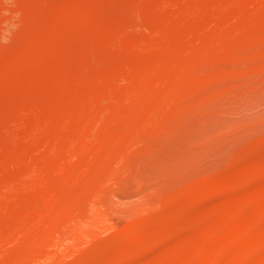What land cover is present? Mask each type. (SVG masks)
<instances>
[{
    "label": "rangeland",
    "instance_id": "obj_1",
    "mask_svg": "<svg viewBox=\"0 0 264 264\" xmlns=\"http://www.w3.org/2000/svg\"><path fill=\"white\" fill-rule=\"evenodd\" d=\"M68 1L71 2L0 0V186H5L6 182L9 185L8 189L5 187L2 190L4 192L7 189L5 197H0V228L4 225L6 229L3 228L2 231H9L7 229L17 226L18 224L13 225L14 222L10 223L14 218H11L12 216L19 222V225L12 229L13 233L10 232L13 238L11 235L4 239L0 237L2 264H104L105 261L102 262L107 259L106 255L113 257L114 254L111 253H117L116 247L120 248L119 245H122L120 241H126L128 249L130 245L135 247L136 244L139 248L144 243L142 248H150L147 255L137 256L136 262L133 256L134 261L131 259L130 254L129 260H132V264H220L222 259L227 260L222 264H236L240 259L245 261L240 264H264V250L261 248L264 247V165H261V161L264 163V152L263 155L259 154V150L256 154L258 149H264V0H173L171 3L165 0L168 5L164 0H97L96 3L94 0L88 1L89 4H86L87 1L82 2L83 6L80 5V9L84 7L83 12L85 10L94 15L90 17V21L86 19L84 22L72 21L66 17L64 8ZM18 11H21V14ZM208 16H212L213 21ZM181 27L183 30L179 33ZM114 28L117 30L114 31ZM33 30L38 34H34ZM72 33L77 36H70ZM76 37L83 41L78 40L79 44H71L72 38ZM48 38L51 39L53 48L50 49L51 47L46 45L50 51H47L48 47L45 46V43L50 41ZM36 39V42L41 41V48L46 47L48 56L39 55L35 58L36 61L31 59L28 62L30 58H24L26 61L11 63L14 54L20 52L24 45L36 44ZM143 39L146 43L137 47L138 42ZM176 43L177 45H174ZM158 44L164 51L163 55L156 49ZM81 48L82 51H78ZM51 51H54L51 59L45 58L46 63L43 60L41 62L42 57H50ZM172 60L173 62H170ZM9 63L10 66H7ZM91 65L97 66L90 69ZM127 67H132V70ZM111 69L113 71H110ZM139 80L145 81L141 83ZM140 89L142 92L138 91ZM8 96L14 97L11 102L5 101ZM3 102L6 106L2 105ZM32 115L34 118H31ZM154 129L156 131H153ZM158 129L162 131L159 132ZM52 130L57 133L54 134ZM47 133L48 136L56 135V138L53 135L48 137ZM59 133L63 136L59 137ZM40 134L42 136H39ZM52 136L54 140L51 139ZM41 139L47 140L41 142ZM73 151H76L75 154ZM249 156L251 159L258 158L260 165L257 164L258 167L256 165L255 168H250L247 163L244 165ZM20 166L23 167L24 174ZM248 169L257 170L258 172L253 173L257 176L250 174L255 170L250 172ZM230 174L233 183L227 180L231 179ZM234 176L240 177V181ZM11 189L14 190L11 192L13 194L10 193ZM35 191H38L39 195ZM223 192H229L227 195L232 196L234 194L231 208L227 206L229 203H226V206L220 203L212 208L209 202H204L205 196L200 197L202 194H218L220 197ZM203 203H207L205 207L210 209L205 211L208 220H203L205 223L200 220L202 224L196 225L198 217L195 219L191 215L199 211L200 207L204 208ZM11 204L12 207H9ZM180 206L184 207L187 213L181 212ZM21 208L23 209L20 210ZM19 214L21 219L18 218ZM194 215L196 216V213ZM44 217L46 223L42 220ZM207 221H213L218 228H206ZM3 233L5 232L0 233L1 236ZM181 235L183 238H180ZM150 238L154 239L149 240ZM156 238L158 242L168 243L170 247L173 243L175 245L168 247V251L162 254L161 250L164 251L166 244L161 248V242L157 245ZM139 242L141 245L137 246ZM124 243L123 248L126 246ZM257 246H260L257 249H260L261 253L252 254H258L259 260L251 254ZM128 249L127 251L131 252ZM127 251L125 249L124 253L127 254ZM183 253L187 255L185 260L181 258ZM124 256L125 260L129 261V254ZM8 257L12 262L9 259L6 262ZM117 257L115 256L116 261ZM121 263L124 264L123 261Z\"/></svg>",
    "mask_w": 264,
    "mask_h": 264
},
{
    "label": "bare ground",
    "instance_id": "obj_2",
    "mask_svg": "<svg viewBox=\"0 0 264 264\" xmlns=\"http://www.w3.org/2000/svg\"><path fill=\"white\" fill-rule=\"evenodd\" d=\"M86 1H87V2H88V1L94 2V0H77V1H73V2H72V0H71V2L68 1L69 3H66V4H65V8H64V10H66V12H65V13H66V17L71 18L72 21L75 20V21H82V22H84L86 19H87V20L89 19V21H90V19H91L94 15L91 14V13H89V12H87V11L85 12V10H84V12H83V8H84V7H81L82 9H80V5L83 6V5H82V2L85 3ZM100 1H103V0H100ZM107 1H108V0H107ZM131 1H132V0H131ZM155 1H156V0H155ZM164 1H165V0H164ZM166 1H167V0H166ZM166 1H165L164 3H166ZM170 1H173V0H168L167 2L169 3ZM179 1H180V0H179ZM200 1H201V0H200ZM239 1H240V0H239ZM96 2H97V0L95 1V3H96ZM181 2H182V1H181ZM15 3H16V2H15ZM22 3H23V2H22ZM84 3H83V4H84ZM164 3H163V4H164ZM170 3H171V2H170ZM178 3H180V2H178ZM224 3H225V2H224ZM230 3H231V2H230ZM11 4H13V3H11ZM86 4H89V2L86 3ZM98 4H99V3H98ZM119 4H120V3H119ZM155 4H156V3H155ZM172 4H173V3H172ZM199 4H200V3H199ZM228 4H229V3H228ZM137 5H138V4H137ZM158 5H159V4H158ZM166 5H168V4L166 3ZM185 5H186V4H185ZM248 5H249V4H248ZM256 5H257V4H256ZM14 6H15V5H14ZM22 6H23V5H22ZM132 6H133V5H132ZM134 6H135V5H134ZM134 6H133V7H134ZM151 6H152V5H151ZM233 6H235V5H233ZM249 6H250V5H249ZM11 7H12V6H11ZM124 7H125V5H124ZM135 7H136V6H135ZM137 7H139V6H137ZM164 7H165V6H164ZM181 7H182V6H181ZM231 7H232V6H231ZM247 7H248V6H247ZM12 8H13V7H12ZM129 8H130V7H129ZM131 8H132V7H131ZM150 8H151V7H150ZM176 8H177V7H176ZM228 8H229V7H228ZM2 9H4V8H2ZM7 9H8V8H7ZM14 9H15V8H14ZM14 9H13V10H14ZM17 9H18V8H17ZM100 9H101V8H100ZM137 9H138V8H137ZM161 9H163V7H162ZM0 10H1V9H0ZM10 10H11V9H10ZM13 10H12V11H13ZM20 10H21V9H20ZM64 10H63V11H64ZM81 10H82V11H81ZM91 10H92V9H91ZM132 10H135V9H132ZM60 11H62V10H60ZM60 11H59V12H60ZM118 11H119V10H118ZM130 11H131V10H130ZM0 12H1V11H0ZM4 12H5V11H4ZM15 12H16V11H15ZM18 12H19V11H18ZM20 12H21V11H20ZM20 12H19V13H20ZM136 12H137V11H136ZM166 12H167V11H166ZM173 12H174V11H173ZM229 12H230V11H229ZM231 12H232V11H231ZM1 13H2V12H1ZM16 13H17V12H16ZM62 13H63V12H62ZM124 13H125V12H124ZM129 13H130V12H129ZM138 13H139V12H138ZM164 13H165V12H164ZM235 13H236V12H235ZM11 14H13V13H11ZM20 14H21V13H20ZM118 14H119V13H118ZM139 14H140V13H139ZM139 14H138V15H139ZM170 14H171V13H170ZM16 15H17V14H16ZM16 15H15V16H16ZM50 15H51V14H50ZM63 15H64V14H63ZM161 15H162V14H161ZM10 16H11V15H10ZM13 16H14V15H13ZM17 16H18V15H17ZM20 16H21V15H20ZM99 16H101V13H100ZM126 16H127V15H126ZM128 16H129V15H128ZM186 16H187V15H186ZM18 17H19V16H18ZM90 17H91V18H90ZM161 17H162V16H161ZM210 17H211V18H210ZM210 17L208 16V18L211 19V20L213 21L212 16H210ZM233 17H234V16H233ZM245 17H246V16H245ZM14 18H15V17H14ZM58 18H59V17H58ZM69 18H67V19H69ZM120 18H121V17H120ZM120 18H119V19H120ZM129 18H130V17H129ZM213 18H214V17H213ZM224 18H225V17H224ZM251 18H252V17H251ZM40 19H41V18H40ZM40 19H39V20H40ZM102 19H103V18H102ZM132 19H133V18H132ZM135 19H136V18H135ZM142 19H143V18H142ZM144 19H145V18H144ZM153 19H154V17H153ZM209 19L206 18V20H209ZM228 19H229V18H228ZM248 19H249V18H248ZM54 20H56V19H54ZM87 20H86V21H87ZM92 20H93V19H92ZM96 20H98V19H96ZM129 20H130V19H129ZM163 20H164V18H163ZM172 20H173V19H172ZM197 20H198V19H197ZM37 21H38V20H37ZM37 21H36V22H37ZM62 21H63V20H62ZM67 21H68V20H67ZM143 21H145V20H143ZM156 21H157V20H156ZM64 22H65V21H64ZM82 22H81V23H82ZM136 22H137V20H136ZM138 22H140V21L138 20ZM145 22H146V21H145ZM184 22H185V21H184ZM214 22H215V19H214ZM225 22H226V21H225ZM38 23H39V22H38ZM38 23H37V24H38ZM75 23H76V22H75ZM78 23H79V22H78ZM140 23H141V22H140ZM149 23H150V22H149ZM257 23H258V22H257ZM260 23H261V22H260ZM260 23H259V24H260ZM45 24H46V23H45ZM92 24H93V23H92ZM135 24H137V23H135ZM135 24H134V25H135ZM163 24H164V23H163ZM199 24H200V23H199ZM202 24H203V23H202ZM259 24H258V25H259ZM46 25H47V24H46ZM53 25H54V24H53ZM82 25H83V24H82ZM88 25H89V24H88ZM93 25H94V24H93ZM114 25H115V23H113V26H114ZM128 25H129V24H128ZM134 25H133V26H134ZM154 25H155V24H154ZM258 25H257V26H258ZM34 26H36V25H34ZM37 26H39V25H37ZM85 26H86V25H85ZM124 26H125V25H124ZM139 26H140V25H139ZM42 27H43V26H42ZM95 27H96V26H95ZM95 27H94V28H95ZM111 27H112V26H111ZM175 27H176V26H175ZM185 27H186V26H185ZM196 27H197V26H196ZM229 27H230V26H229ZM40 28H41V27H40ZM49 28H50V27H49ZM67 28H68V27H67ZM75 28H76V27H75ZM116 28H118V26H117ZM116 28H114V31H115ZM236 28H237V27H236ZM32 29H34V28H32ZM35 29L37 30V28H35ZM96 29H97V28H96ZM109 29H110V26H109ZM136 29H139V28H136ZM142 29H143V28H142ZM186 29H188V28L186 27ZM194 29L196 30L195 27H194ZM61 30H62V29H61ZM110 30L113 31V29H110ZM116 30H117V29H116ZM123 30H125V29H123ZM134 30H135V29H134ZM147 30H148V29H147ZM166 30H167V29H166ZM177 30H178V32H179V29H177ZM181 30H183L182 27H181L180 31H181ZM218 30H219V29H218ZM33 31H34V30H33ZM54 31H55V30H54ZM62 31H63V30H62ZM66 31H67V30H66ZM76 31H77V30H76ZM87 31H88V30H87ZM92 31H93V30H92ZM92 31H91V33H92ZM126 31H127V30H126ZM128 31H129V30H128ZM140 31H141V30H140ZM143 31H144V29H143ZM168 31H169V30H168ZM36 32H37V31H36ZM117 32H119V31H117ZM122 32H124V31H122ZM122 32H120V33H122ZM132 32H133V31H132ZM174 32H175V31H174ZM178 32H177V33H178ZM55 33H56V32H55ZM64 33H65V31H64ZM64 33H63V34H64ZM107 33H108V32H107ZM114 33H115V32H114ZM114 33H113V34H114ZM141 33H142V32H141ZM143 33H144V32H143ZM177 33H176V34H177ZM179 33H182V31L179 32ZM179 33H178V34H179ZM183 33H184V32H183ZM187 33H188V32H187ZM34 34H38V33H35V31H34ZM53 34H54V33H53ZM72 34H73V35L70 34V36H77V35H75V33H72ZM99 34H100V33H99ZM104 34H105V33H104ZM115 34H116V33H115ZM115 34H114V35H115ZM144 34H145V33H144ZM144 34H143V35H144ZM194 34H195V33H194ZM40 35H41V34H40ZM51 35H52V34H51ZM97 35H98V34H97ZM101 35H102V34H101ZM116 35H117V34H116ZM130 35H131V33H130ZM150 35H151V34H150ZM154 35H155V34H154ZM171 35H172V34H171ZM210 35H211V34H210ZM221 35H222V34H221ZM35 36H36V35H35ZM64 36H65V35H64ZM66 36H67V35H66ZM119 36H120V35H119ZM138 36H139V35H138ZM172 36H173V35H172ZM84 37H85V36H84ZM87 37H88V36H87ZM114 37H115V36H114ZM155 37H157V35H156ZM169 37H170V36H169ZM177 37H178V36H177ZM185 37H186V36H185ZM202 37H203V36H202ZM241 37H243V36H241ZM31 38H32V37H31ZM35 38H37V37H35ZM51 38H52V37H51ZM76 38H78V39H76ZM76 38H72V42H73V43H71V44H74V43H76V42L79 44V41H83V40H80L79 37H76ZM82 38H83V37H82ZM129 38H130V37H129ZM178 38H179V37H178ZM182 38H184V37H182ZM214 38H215V37H214ZM233 38H234V37H233ZM28 39H29V38H28ZM48 39H50V38H48ZM70 39H71V37H70ZM85 39H86V38H85ZM122 39H123V38H122ZM130 39L132 40V38H130ZM136 39H137V38H136ZM136 39H135V40H136ZM144 39H145V38H144ZM144 39H143V40H140V41L138 42L137 47H138V46H141V45H143V44L146 43V40H144ZM165 39H166V38H165ZM168 39H169V38H168ZM201 39H202V38H201ZM217 39H218V38H217ZM78 40H79V41H78ZM86 40H87V39H86ZM106 40H107V39H106ZM138 40H139V39H138ZM138 40H137V41H138ZM158 40H159V39L157 38V41H158ZM162 40H163V39H162ZM196 40H197V39H196ZM36 41H37V39L34 41V42L36 43V44H34V45H33L32 43H30V45H29V44L24 45V48H23L20 52L14 54V55L12 56V61H11V63H13V62L15 63V62H19V61H22V62H23V61H26V60H23L24 58H30V59L27 60L28 62L31 61V59H33L34 61H36L37 59L35 60V58H38L39 55H42V56H43V55L47 54L46 51H45V48H46V47H48V48H46L47 51H50V49H53V48L51 47V39H50V41L48 40L49 42H48L47 44L45 43V46H46V45H49V46L51 47L50 49H49V46H46V47L43 46L44 48H43V47L41 48V46H40V42H41V41H40V42H39V41L36 42ZM96 41H97V39H96ZM122 41H123V40H122ZM132 41H133V40H132ZM176 41H177V40H176ZM176 41H175V42H176ZM28 42H30V40H29ZM46 42H47V41H46ZM117 42H118V41H117ZM119 42H120V41H119ZM133 42H134V41H133ZM151 42H152V39H151ZM165 42H169V41H165ZM172 42H173V40H172ZM198 42H199V41H198ZM208 42H209V41H208ZM38 43H39V44H38ZM57 43H58V42H57ZM80 43H82V42H80ZM113 43H114V42H113ZM216 43H217V42H216ZM230 43H231V42H230ZM31 44H32V45H31ZM78 44H77V45H78ZM89 44H90V43H89ZM96 44H97V43H96ZM102 44H103V43H102ZM128 44H129V43H128ZM154 44H155V43H154ZM172 44H173V43H172ZM182 44H183V43H182ZM20 45H21V44H20ZM55 45H56V44H55ZM64 45H65V44H64ZM74 45H75V44H74ZM123 45H124V44H123ZM146 45H147V44H146ZM155 45H156V44H155ZM159 45H160V44H158L157 47H158ZM170 45H171V44H170ZM174 45H177V43L174 44ZM178 45H180V44H178ZM202 45H203V43H202ZM17 46H18V45H17ZM52 46H53V45H52ZM87 46H88V45H87ZM97 46H98V45H97ZM97 46H96V47H97ZM102 46H103V45H102ZM102 46H100V47L102 48ZM124 46H125V45H124ZM126 46H127V45H126ZM182 46H183V45H182ZM56 47H57V45H56ZM89 47H90V46H89ZM98 47H99V46H98ZM98 47H97V49H98ZM119 47H120V46H119ZM127 47H128V46H127ZM132 47H133V46H132ZM154 47H156V46H154ZM157 47H156L157 51H159V52L162 54L164 51H163L161 48L158 47V48L161 50V51H160ZM160 47H161V46H160ZM188 47H189V46H188ZM206 47H207V45H206ZM69 48H70V47H69ZM183 48H184V47H183ZM203 48H205V47H203ZM208 48H209V47H208ZM58 49H59V48H58ZM65 49H66V48H65ZM71 49H72V48H71ZM90 49H91V48H90ZM121 49H123V48H120V50H121ZM140 49H141V48H140ZM168 49H170V48H168ZM185 49H186V48H185ZM211 49H212V48H211ZM102 50H103V49H102ZM120 50H119V51H120ZM125 50H126V48H125ZM17 51H19V50H17ZM55 51H56V50H55ZM78 51H82V48H81V50L79 49ZM83 51H84V50H83ZM93 51H95V50H93ZM97 51H98V50H97ZM126 51H127V50H126ZM128 51H129V50H128ZM167 51H168V50H167ZM185 51H186V50H185ZM205 51H206V50H205ZM70 52H71V51H70ZM140 52H141V51H140ZM159 52H157V53H159ZM182 52H183V51H182ZM208 52H209V51H208ZM219 52H220V51H219ZM52 53H54V51H51L50 57H46V56H48L49 54H47L46 56H44V58H43L42 56H40V58L42 57L43 59L41 58V60H40V59H39V60H40L41 62H43L45 58H47V60H48L49 58L51 59V57L53 56ZM61 53H62V52H61ZM61 53H60V54H61ZM98 53H100V52H98ZM102 53H103V52H102ZM160 53H159V55H161ZM166 53H167V52H166ZM172 53H173V52H172ZM225 53H226V52H225ZM96 54H97V53H96ZM103 54H105V53H103ZM121 54H122V51H121ZM124 54H126V53H124ZM138 54H141V53H138ZM170 54H171V53H170ZM202 54H203V53H202ZM205 54H207V53H205ZM209 54H210V53H209ZM222 54H223V52H222ZM236 54H237V53H236ZM84 55H85V53H84ZM86 55H87V53H86ZM90 55H91V54H90ZM101 55H102V54H100V56H101ZM162 55H163V54H162ZM162 55H161V56H162ZM211 55H212V54H211ZM233 55H234V53H233ZM80 56H81V55H80ZM131 56H132V55H131ZM149 56H150V54H149ZM174 56H175V55H174ZM209 56H210V55H209ZM217 56H218V55H217ZM81 57H82V56H81ZM90 57H91V56H90ZM93 57H94V55H93ZM119 57H120V55H119ZM125 57H126V56H125ZM127 57H128V56H127ZM136 57H137V56H136ZM162 57H163V56H162ZM162 57H161V58H162ZM169 57H170V56H169ZM224 57H225V56H224ZM82 58H83V57H82ZM103 58H104V57H103ZM128 58H129V57H128ZM144 58H145V57H144ZM144 58H143V59H144ZM171 58H172V57H171ZM178 58H179V57H178ZM204 58H205V57H204ZM213 58H214V57H213ZM85 59H86V58H85ZM89 59H90V58H89ZM134 59H135V58H134ZM146 59H147V58H146ZM192 59H193V58H192ZM42 60H43V61H42ZM105 60H106V59H105ZM135 60H136V59H135ZM137 60H138V59H137ZM148 60H149V59H148ZM173 60H174V58H173ZM173 60L170 61V62H173ZM194 60H195V59H194ZM210 60H211V59H210ZM210 60H209V61H210ZM57 61H58V60H57ZM83 61H84V59H83ZM116 61H119V60H116ZM121 61H122V60H121ZM126 61H127V60H126ZM142 61H143V60H142ZM142 61H141V62H142ZM174 61H175V60H174ZM183 61H184V60H183ZM38 62H39V61H38ZM44 62L46 63V61H44ZM48 62H49V61H48ZM51 62H52V61H51ZM68 62H70V61H68ZM68 62H67V63H68ZM72 62H73V61H72ZM75 62H76V61H75ZM79 62H80V61H79ZM97 62H98V61H97ZM99 62H100V60H99ZM130 62H131V61H130ZM170 62H169V63H170ZM11 63H9V65H7V66H10ZM122 63H123V62H122ZM52 64H53V63H52ZM93 64H94V63H93ZM100 64L102 65L101 62H100ZM104 64H105V63H104ZM104 64H103V65H104ZM123 64H124V63H123ZM127 64H128V63H127ZM130 64H132V63H130ZM145 64H146V63H145ZM161 64H162V63H161ZM171 64H172V63H171ZM171 64H170V65H171ZM23 65H24V64H23ZM70 65H71V64H70ZM78 65H79V64H78ZM97 65H98V64H97ZM97 65H96V66H97ZM137 65H138V64H137ZM159 65H160V64H159ZM196 65H197V64H196ZM208 65H209V64H208ZM59 66H60V65H59ZM96 66H95V67H96ZM119 66H120V65H119ZM128 66H129V65H128ZM140 66H141V65H140ZM179 66H180V65H179ZM183 66H184V65H183ZM227 66H228V65H227ZM12 67H13V66H12ZM79 67H80V66H79ZM81 67H82V66H81ZM92 67H94V66L91 65V66H90V69H91ZM95 67H94V68H95ZM105 67H106V66H105ZM120 67H121V66H120ZM123 67H124V66H123ZM164 67H165V66H163V68H164ZM180 67H182V66H180ZM229 67H230V66H229ZM70 68H71V67H70ZM85 68H86V67H85ZM110 68H111V67H110ZM112 68H113V67H112ZM114 68H116V67H114ZM118 68H119V67H118ZM127 68H129V67H127ZM130 68H132V67H130ZM130 68H129V69H130ZM145 68H146V67H145ZM163 68H162V70H163ZM171 68H172V67H171ZM195 68H196V67H195ZM57 69H59V68H57ZM72 69H73V68H72ZM90 69H89V70H90ZM96 69H98V68H96ZM103 69H104V68H103ZM124 69H125V68H124ZM168 69H169V68H168ZM69 70H71V69H69ZM126 70H127V69H126ZM130 70H132V69H130ZM130 70H129V71H130ZM171 70H172V69H171ZM14 71H15V70H14ZM61 71H62V70H61ZM73 71H75V70H73ZM90 71L92 72V70H90ZM97 71H99V70H97ZM110 71H113V70L111 69ZM118 71H119V70H118ZM178 71H179V70H178ZM52 72H53V71H52ZM150 72H151V71H150ZM155 72H156V71H155ZM162 72H163V71H162ZM181 72H182V71H181ZM212 72H213V71H212ZM54 73H55V71H54ZM82 73H83V72H82ZM89 73H90V72H89ZM95 73H97V72H95ZM100 73H101V72H100ZM100 73L98 72V74H100ZM103 73H104V72H103ZM63 74H64V73H63ZM76 74H77V73H76ZM90 74H91V73H90ZM105 74H106V72H105ZM109 74H110V73H109ZM115 74H116V73H115ZM147 74H148V73H147ZM154 74H155V73H154ZM154 74H153V75H154ZM161 74H162V73H161ZM19 75H20V74H19ZM55 75H56V74H55ZM77 75H78V74H77ZM77 75H76V76H77ZM79 75H81V74H79ZM139 75H140V74H139ZM151 75H152V73H151ZM159 75H160V73H159ZM102 76H104V75H102ZM124 76H125V74H124ZM142 76H143V75H142ZM145 76H148V75H145ZM145 76H143V77H145ZM210 76H211V75H210ZM55 77H57V76H55ZM84 77H85V76H84ZM93 77H94V76H93ZM134 77H135V76H134ZM156 77H157V76H156ZM160 77H161V76H160ZM76 78H77V77H76ZM107 78H108V77H107ZM135 78H137V77H135ZM152 78H153V77H152ZM162 78H163V77H162ZM20 79H21V78H20ZM22 79H23V78H22ZM27 79H28V78H27ZM57 79H58V78H57ZM77 79H78V78H77ZM81 79H82V77H81ZM84 79H85V78H84ZM86 79H87V78H86ZM96 79H97V78H96ZM154 79H156V78H154ZM30 80H31V79H30ZM72 80H73V79H72ZM99 80H100V79H99ZM123 80H124V79H123ZM96 81H97V80H96ZM103 81H104V80H103ZM107 81H108V80H107ZM132 81H133V80H132ZM143 81H145V80H142V81L139 80V82H141V83H143ZM153 81H154V80H153ZM181 81H182V80H181ZM57 82H58V81H57ZM67 82H68V81H67ZM84 82H85V81H84ZM87 82H89V81H87ZM91 82H92V81H91ZM99 82H100V81H99ZM105 82H106V81H105ZM122 82H123V81H122ZM127 82H128V81H127ZM171 82H172V81H171ZM10 83H11V82H10ZM22 83H23V81H22ZM55 83H56V82H55ZM62 83H63V82H62ZM125 83H126V82H125ZM133 83H135V82H133ZM147 83H148V82H147ZM160 83H161V82H160ZM60 84H61V83H60ZM80 84H82V83H80ZM83 84H84V83H83ZM91 84H92V83H91ZM98 84H100V83H98ZM165 84H166V83H165ZM187 84H188V83H187ZM196 84H197V83H196ZM30 85H31V84H30ZM61 85H62V84H61ZM96 85H97V84H96ZM108 85H109V84H108ZM121 85H122V84H121ZM81 86H82V85H81ZM98 86H99V85H98ZM100 86H101V85H100ZM102 86H103V85H102ZM114 86H115V85H114ZM130 86H131V84H130ZM147 86H148V85H147ZM153 86L155 87V85H153ZM157 86H158V85H157ZM10 87H11V86H10ZM25 87H26V85H25ZM46 87H47V86H46ZM88 87H89V86H88ZM96 87H97V86H96ZM125 87H126V85H125ZM135 87H136V86H135ZM148 87H149V86H148ZM159 87H160V86H159ZM41 88H42V87H41ZM57 88H58V87H57ZM61 88H62V86H61ZM63 88H64V86H63ZM84 88H85V87H84ZM103 88H104V87H103ZM105 88H106V87H105ZM109 88H110V87H109ZM116 88H117V87H116ZM141 88H142V87H141ZM9 89H11V88H9ZM58 89L60 90V88H58ZM88 89H89V88H88ZM97 89H98V88H97ZM170 89H171V88H170ZM173 89H174V88H173ZM177 89H178V88H177ZM102 90H103V89H102ZM125 90H126V89H125ZM131 90H132V89H131ZM133 90H134V89H133ZM146 90H147V89H146ZM160 90H161V89H160ZM167 90H168V89H167ZM171 90H172V89H171ZM96 91H97V90H96ZM104 91H105V90H104ZM110 91H111V89H110ZM112 91H113V90H112ZM138 91H139V92H140V91L142 92L141 89L138 90ZM8 92H9V90H8ZM57 92H58V91H57ZM61 92H62V91H61ZM76 92H77V91H76ZM82 92H84V91H82ZM88 92H89V91H88ZM90 92H91V91H90ZM129 92H130V91H129ZM147 92H148V91H147ZM166 92H167V91H166ZM181 92H182V91H181ZM3 93H4V95H5V94L7 93V91H6V93H5V92H3ZM54 93H55V92H54ZM74 93H75V92H74ZM105 93H106V92H105ZM105 93H104V94H105ZM109 93H110V92H109ZM114 93H115V92H114ZM119 93H120V92H119ZM119 93H118V94H119ZM151 93H152V92H151ZM8 94H9V93H8ZM101 94H102V92H101ZM125 94H126V93H125ZM133 94H134V93H133ZM141 94H142V93H141ZM170 94H171V93H170ZM175 94H176V93H175ZM178 94H179V93H178ZM178 94H177V95H178ZM57 95H58V94H57ZM59 95H60V93H59ZM70 95H71V94H70ZM90 95H91V94H90ZM122 95H123V94H122ZM182 95H184V94L182 93ZM2 96H3V94H2ZM5 96H7V95H5ZM86 96H87V95H86ZM94 96H95V95H94ZM117 96H120V95H117ZM145 96H146V95H145ZM161 96H162V95H161ZM10 97H11V96H8V98L6 97L5 101H6V100H8V101L10 100L9 102H11V101H12V98H14V97H12V98H10ZM81 97H82V96H81ZM9 98H10V99H9ZM66 98H67V97H66ZM94 98H95V97H94ZM103 98H104V97H103ZM103 98H102V99H103ZM176 98H177V97H176ZM180 98H181V97H180ZM180 98H179V99H180ZM72 99H73V98H72ZM105 99H106V98H105ZM120 99H121V98H120ZM120 99H119V100H120ZM179 99H178V101H180ZM88 100H89V99H88ZM100 100H101V99H100ZM100 100H99V101H100ZM107 100H108V99H107ZM143 100H144V99H143ZM143 100H142V101H143ZM148 100H150V99H148ZM155 100H156V99H155ZM158 100H159V99H158ZM183 100H184V99H183ZM8 101H7V102H8ZM13 101H14V99H13ZM63 101H64V100H63ZM69 101H70V100H69ZM71 101H72V100H71ZM77 101H78V100H77ZM97 101H98V99H97ZM97 101H96V102H97ZM146 101H147V100H146ZM67 102H68V101H67ZM67 102H66V103H67ZM88 102H89V101H88ZM107 102H108V101H107ZM128 102H130V100H129ZM19 103H21V102H19ZM81 103H83V102H81ZM154 103H155V102H154ZM167 103H168V101H167ZM10 104H11V103H10ZM25 104H26V103H25ZM64 104H65V103H64ZM69 104H70V103H69ZM99 104H100V103H99ZM124 104H126V103H124ZM131 104H132V103H131ZM141 104H142V103H141ZM156 104H157V103H156ZM2 105L4 106L5 103L3 102ZM60 105H61V104H60ZM73 105H74V104H73ZM126 105H127V104H126ZM180 105H181V104H180ZM5 106H6V105H5ZM21 106H22V103H21ZM69 106H70V105H69ZM124 106H125V105H124ZM127 106H128V105H127ZM147 106H148V105H147ZM154 106H155V105H154ZM178 106H179V105H178ZM178 106H177V107H178ZM11 107H12V106H11ZM11 107H10V108H11ZM101 107H102V106H101ZM106 107H107V105H106ZM108 107H110V106H108ZM117 107H118V106H117ZM125 107H126V106H125ZM133 107H134V106H133ZM144 107H145V106H144ZM148 107H149V106H148ZM79 108H81V107H79ZM82 108H84V106H83ZM135 108H136V107H135ZM140 108H141V107H140ZM63 109H64V107H63ZM63 109H62V110H63ZM74 109H75V108H74ZM90 109H91V108H90ZM137 109H138V108H137ZM156 109H157V108H156ZM177 109H178V108H177ZM10 110H11V109H10ZM37 110H38V109H37ZM56 110H58V108H57ZM87 110H88V113H89V112H90V111H89V107L87 108ZM87 110H86V111H87ZM96 110H97V109H96ZM100 110H101V109H100ZM141 110H143V109H141ZM141 110H140V112H141ZM147 110H148V109H147ZM149 110H150V109H149ZM154 110H155V109H154ZM158 110H159V108H158ZM32 111H33V110H32ZM98 111H99V110H98ZM103 111H105V110H103ZM135 111H136V110H135ZM135 111H131V112H135ZM7 112H8V110H7ZM34 112H35V111H34ZM57 112H58V116H59V111H57ZM60 112H62V111H60ZM69 112H70V111H69ZM83 112H84V111H83ZM136 112H137V111H136ZM54 113H56V112H54ZM65 113H66V111H65ZM71 113H72V112H71ZM77 113H78V112H77ZM141 113H144V112H141ZM148 113H149V112H148ZM151 113H152V112H151ZM25 114H26V113H25ZM66 114H67V113H66ZM128 114H129V113H128ZM157 114H158V113H157ZM157 114H156V115H157ZM6 115H7V114H6ZM9 115H10V114H9ZM34 115L36 116L35 113H34ZM55 115H56V114H55ZM55 115H54V116H55ZM61 115H62V114H61ZM74 115H75V114H74ZM129 115L131 116V114H129ZM138 115H139V114H138ZM141 115H142V114H141ZM149 115H150V114H149ZM63 116H64V115H63ZM86 116H88V115H86ZM90 116H91V115H90ZM99 116H100V115H99ZM139 116H140V115H139ZM1 117H2V116H1ZM3 117H4V116H3ZM5 117H6V116H5ZM23 117H26V116H23ZM42 117H43V116H42ZM92 117H93V115H92ZM96 117H97V116H96ZM96 117H95V118H96ZM135 117H136V116H135ZM158 117H159V116H158ZM7 118H9V117H7ZM11 118H13V117H11ZM31 118H34L33 115H32ZM55 118H56V116H55ZM81 118H82V117H81ZM84 118H86V117H84ZM105 118H107V117L105 116ZM128 118H129V117H128ZM153 118H155V117H153ZM15 119H16V118H15ZM28 119H29V118H28ZM59 119H60V118H59ZM79 119H80V118H79ZM87 119H88V118H87ZM157 119H158V118H157ZM160 119H161V117H160ZM4 120H5V119H4ZM30 120H31V119H30ZM30 120H29V121H30ZM35 120H37V119H35ZM42 120H43V119H42ZM96 120H97V119H96ZM104 120H105V119H104ZM128 120H129V119H128ZM128 120H127V121H128ZM138 120H139V119H138ZM149 120H150V119H149ZM43 121H44V120H43ZM77 121H78V120H77ZM80 121H81V119H80ZM82 121H83V120H82ZM101 121H102V120H101ZM156 121H157V120H156ZM9 122H11V121H9ZM33 122H34V121H33ZM36 122H37V121H36ZM53 122H54V121H53ZM57 122H58V121H57ZM75 122H76V121H75ZM97 122H98V120H97ZM104 122H105V121H104ZM145 122H146V121H145ZM43 123H44V122H43ZM80 123H82V122H80ZM143 123H144V122H143ZM165 123H166V122H165ZM15 124H16V123H15ZM45 124H46V123H45ZM56 124H57V123H56ZM158 124H159V123H158ZM69 125H70V124H69ZM103 125H105V124H103ZM27 126H28V125H27ZM57 126H58V124H57ZM60 126H61V125H60ZM109 126H110V125H109ZM43 127H44V125L42 124V127H41V128H43ZM49 127H50V125H49ZM54 127H55V126H54ZM66 127H67V126H66ZM102 127H103V126H102ZM128 127H130V126H128ZM157 127H158V126H157ZM69 128H70V127H69ZM13 129H14V128H13ZM28 129L30 130V128H28ZM78 129H79V128H78ZM91 129H92V128H91ZM96 129H97V128H96ZM106 129H107V128H106ZM163 129H164V128H163ZM11 130H12V129H11ZM31 130H33V128H31ZM31 130H30V131H31ZM40 130H41V129H40ZM54 130H55V129H54ZM57 130H58V129H57ZM92 130H93V129H92ZM128 130H129V129H128ZM158 130H160V129H158ZM34 131H36V130H34ZM44 131H45V129H44ZM50 131H51V129H50ZM67 131H68V130H67ZM90 131H91V130H90ZM102 131H103V130H102ZM108 131H109V130H108ZM111 131H112V129H111ZM153 131H156V130L154 129ZM161 131H162V130H160L159 132H161ZM163 131H164V130H163ZM168 131H169V130H168ZM39 132H40V131H39ZM39 132H37V133H39ZM45 132H46V131H45ZM52 132H53V130H52ZM55 132H56V131H55ZM55 132H53V133L55 134ZM59 132H61V131L59 130ZM71 132H73V131H71ZM35 133H36V132H35ZM37 133H36V134H37ZM56 133H57V132H56ZM83 133H85V131H83ZM105 133H106V132H105ZM150 133H151V132H150ZM89 134H90V133H89ZM153 134H155V133L153 132ZM8 135H9V134H8ZM20 135H21V134H20ZM51 135H53V134H50V135L48 136V133H47V136H48V137H50ZM59 135H60V133H59ZM61 135H62V134H61ZM61 135H60L59 137H61ZM64 135H65V134H64ZM66 135H67V134H66ZM91 135H92V134H91ZM125 135H126V134H125ZM132 135H133V134H132ZM135 135H136V134H135ZM39 136H42V135L40 134ZM39 136H38V137H39ZM43 136H44V134H43ZM53 136H54V135H53ZM53 136L51 137V139L53 138ZM62 136H63V135H62ZM70 136H71V135H70ZM81 136H82V135H81ZM10 137H11V135H10ZM12 137H13V136H12ZM74 137H75V136H74ZM16 138H17V137H16ZM41 138H42V137H41ZM54 138H56V135L54 136ZM54 138H53V140H54ZM80 138H81V137H80ZM131 138H132V137H131ZM11 139H12V138H11ZM49 139H50V138H49ZM58 139H59V138H58ZM76 139H77V138H76ZM109 139H110V138H109ZM13 140H14V138H13ZM34 140H35V139H34ZM45 140H47V139H41V142H43V141L45 142ZM67 140H68V139H67ZM110 140H111V139H110ZM113 140H114V138H113ZM10 141H11V140H10ZM14 141H15V140H14ZM32 141H33V140H32ZM49 141H50V140H49ZM64 141H65V140H64ZM81 141H82V140H81ZM85 141H86V140H85ZM135 141H136V140H135ZM35 142H36V140H35ZM35 142L33 141V143H35ZM57 142H58V141H57ZM66 142H67V141H66ZM71 142H74V141H71ZM79 142H80V140H79ZM107 142H108V141H107ZM111 142H112V141H111ZM13 143H14V142H13ZM18 143H19V142H18ZM30 143H31V141H30ZM33 143H32V144H33ZM58 143H59V142H58ZM105 143H106V142H105ZM118 143H119V142H118ZM1 144H2V142H1ZM3 144H4V143H3ZM10 144H12V143H10ZM15 144H17V143H15ZM19 144H20V143H19ZM37 144H38V143H37ZM37 144H36V145H37ZM52 144H53V143H52ZM62 144H63V143H62ZM64 144H65V143H64ZM68 144H69V143H68ZM79 144H80V143H79ZM95 144H96V143H95ZM99 144H100V143H99ZM106 144H108V143H106ZM33 145H34V144H33ZM57 145H58V144H57ZM260 145H261V144H260ZM7 146H9V145H7ZM18 146H19V145H18ZM34 146H35V145H34ZM34 146H32V147H34ZM72 146H73V145H72ZM87 146H89V145H87ZM104 146H105V145H104ZM261 146H262V145H261ZM3 147H5V146H3ZM15 147H16V146H15ZM20 147H21V146H20ZM44 147H45V146H44ZM51 147H52V146H51ZM53 147H54V146H53ZM55 147H56V146H55ZM258 147H259V146H258ZM5 148H6V147H5ZM8 148H9V147H8ZM13 148H14V147H13ZM30 148H31V147H30ZM41 148H42V147H41ZM67 148L71 149L70 146H69V147L67 146ZM72 148H74V147H72ZM79 148L81 149V146H80ZM1 149H2V148H1ZM11 149H12V148H11ZM60 149H61V148H60ZM80 149H78V150H80ZM101 149H102V148H101ZM20 150H21V149H20ZM73 150H74V149H73ZM259 150H260V153H259V154H261L262 152H264V149L260 148V149H258L257 153H256V152H255V153L258 154ZM261 150H262V151H261ZM10 151H11V150H10ZM13 151H15V149H14ZM241 151H243V150H241ZM252 151H253V150H252ZM252 151H249V152H252ZM7 152H9V151H7ZM23 152H24V151H23ZM23 152H22V153H23ZM66 152H67V151H66ZM69 152H70V151H69ZM73 152H74V151H73ZM75 152H76V151H75ZM75 152H74V154H75ZM1 153H2V151H1ZM15 153H16V152H14V154H15ZM22 153H21V154H22ZM67 153H68V152H67ZM255 153H254L253 155H251V156L253 157V156L255 155ZM3 154H4V152H3ZM18 154H19V153H18ZM21 154H20V155H21ZM59 154H60V153H59ZM59 154H58V155H59ZM20 155L18 156V158H20ZM22 155H23V154H22ZM78 155H79V154H78ZM243 155H244V154H243ZM262 155H263V153H262ZM16 156H17V155H16ZM23 156H24V155H23ZM23 156H21V157H23ZM53 156H55V155H53ZM59 156H63V154H62V155H59ZM246 156H247V155H246ZM9 157H10V156H9ZM25 157H26V156H25ZM56 157H58V156H56ZM73 157H74V156H73ZM249 157H250V156H249ZM256 157H258V156H255V158H256ZM259 157H260V156H259ZM12 158H13V157H12ZM12 158H11V159H12ZM16 158H17V157H16ZM18 158H17V159H18ZM27 158H28V156H27ZM30 158H31V157H30ZM58 158H59V157H58ZM60 158H61V157H60ZM66 158H67V155H66ZM261 158H262V157H261ZM263 158H264V155H263ZM14 159H15V158H14ZM24 159H25V158H24ZM234 159H235V157H234ZM247 159H249V160H247ZM247 159H245L246 161H244V165H245V163H247V165H249L250 168H251V167H252V168H255L256 165L260 162L258 158H257V159H251V157H250V158L247 157ZM21 160H22V159H21ZM34 160H35V159H34ZM46 160H47V159H46ZM57 160H58V159H57ZM57 160H55V161H57ZM262 160H264V159H262ZM14 161H16V159H15ZM47 161H49V160H47ZM55 161H54V163H56ZM3 162H4V161H3ZM35 162H36V161H35ZM158 162H159V161H158ZM232 162H234V161L232 160ZM232 162H231L229 165H231ZM18 163H20V162L18 161ZM37 163H39V162H37ZM11 164H12V163H11ZM16 164H17V162H16ZM56 164H57V163H56ZM2 165H3V164H2ZM41 165H42V164H41ZM247 165H246V166H247ZM258 165H260V164H258ZM258 165H257V167H258ZM261 165H264V163H262V161H261ZM7 166H8V165H7ZM32 166H33V165H32ZM45 166H46V165H45ZM49 166H50V165H49ZM49 166H48V167H49ZM65 166H66V165H65ZM65 166H64V167H65ZM226 166H227V165H226ZM20 167H21V166H20ZM58 167H59V165H58ZM70 167H71V166H70ZM244 167H245V166H244ZM249 167H247V168H249ZM260 167H261V166H259V168H260ZM18 168H19V167H18ZM24 168H25V167H24ZM27 168H28V167H27ZM34 168H35V167H34ZM34 168H33V169H34ZM50 168H51V167H50ZM53 168H54V166H53ZM225 168H226V167H225ZM225 168H224V169H225ZM245 168H246V167H245ZM259 168H258V169H259ZM30 169H31V168H29V170H30ZM37 169H38V167H37ZM43 169H44V168H43ZM54 169H55V168H54ZM60 169H61V168H60ZM69 169H70V168H69ZM224 169H222V171H224ZM256 169H257V168H256ZM15 170H16V169H15ZM17 170H18V169H17ZM20 170H22V172H23V174H24L23 167H21ZM35 170H36V169H35ZM39 170H40V169H39ZM41 170H42V169H41ZM45 170H46V169H45ZM57 170H58V169H57ZM64 170H65V169H64ZM67 170H68V169H67ZM248 170H249V169H248ZM250 170L253 171V170H255V169H250ZM250 170H249V171H250ZM30 171H31V170H30ZM37 171H38V170H37ZM62 171H63V170H62ZM251 171H250V172H251ZM18 172H19V171H18ZM35 172H36V171H35ZM59 172H60V171H59ZM68 172H69V171H68ZM226 172L228 173V171H226ZM255 172H258V171L255 170L254 172H251L250 174H251L252 176H253V175H256V174H253V173H255ZM16 173H17V172H16ZM37 173H38V172H37ZM56 173H58V172H56ZM219 173H221V171H220ZM224 173H225V171H224ZM52 174H53V173H52ZM75 174H76V173H74V175H75ZM250 174H249V176H251ZM7 175H8V174H7ZM18 175L20 176V174H18ZM77 175H78V174H77ZM228 175H229V174H228ZM230 175H231V174H230ZM9 176H10V175H9ZM11 176H14V175H11ZM15 176H16V175H15ZM21 176H22V175H21ZM21 176H20V177H21ZM24 176H25V175H24ZM43 176H44V175H43ZM43 176H42V177H43ZM47 176H49V175H47ZM55 176H56V175H55ZM57 176H58V175H57ZM72 176H73V175H72ZM240 176H241V175H240ZM256 176H257V175H256ZM0 177H1V176H0ZM35 177H36V176H35ZM53 177H54V176H53ZM65 177H66V176H65ZM77 177H78V176H77ZM77 177H76V178H77ZM234 177H237V176H234ZM1 178H2V177H1ZM8 178H9V177H8ZM228 178H229V177H228ZM237 178H238V177H237ZM237 178H235V179L237 180ZM239 178H240V177H239ZM239 178H238V182L240 181ZM5 179H6V177H5ZM17 179H19V178H17ZM33 179H34V178H33ZM38 179H39V178H38ZM50 179H51V177H50ZM231 179H232V175H231ZM231 179L229 178V179H227V180H228V182L231 183V181H232V183H233V179H232V180H231ZM2 180H4V179H2ZM39 180H40V179H39ZM42 180H43V179H41V181H42ZM89 180H90V179H89ZM202 180H203V179H202ZM204 180H205V179H204ZM0 181H1V179H0ZM69 181H71V180H69ZM2 182H3V181H2ZM13 182H14V181H13ZM25 182H26V181H25ZM33 182H34V181H33ZM46 182H47V181H46ZM46 182H45V183H46ZM49 182H50V181H49ZM236 182H237V181H236ZM27 183H28V182H27ZM29 183H30V182H29ZM41 183H42V182H41ZM41 183H40V185H41ZM56 183H57V182H56ZM65 183H68V182H65ZM69 183H70V182H69ZM200 183H201V180H200ZM206 183H207V182H206ZM230 183H229V184H230ZM234 183H235V181H234ZM254 183H255V182H254ZM2 184H3V183H2ZM38 184H39V182H38ZM201 184H202V183H201ZM240 184H241V183H240ZM4 185H5V186H2V185H1L2 187L0 186V192H2V193L0 194V197H5V195H6L5 192H6V190L8 189V186H9L7 182H6V184L4 183ZM7 185H8V186H7ZM25 185H26V184H25ZM56 185L58 186V184H56ZM56 185H54V186H56ZM197 185H198V183H197ZM16 186H17V185H16ZM16 186H15V187H16ZM42 186H43V183H42ZM61 186H62V185H61ZM74 186H75V185H74ZM200 186H201V185H200ZM208 186H210V185H208ZM208 186H207V187H208ZM231 186H232V189H233V184H232ZM234 186H235V184H234ZM236 186H237V185H236ZM5 187H6L7 189H5V191L3 192L2 190H3V188H5ZM10 187H11V185H10ZM35 187H36V185H35ZM38 187H39V186H38ZM44 187H45V186H44ZM62 187H63V186H62ZM192 187H193V186H192ZM52 188H53V187H52ZM60 188H61V187H60ZM237 188H238V187H237ZM253 188H254V187H253ZM12 189H13V187H12ZM12 189H11V190H12ZM53 189H54V188H53ZM53 189H50V190H53ZM73 189H74V187H73ZM205 189H206V188H205ZM207 189H208V188H207ZM241 189H242V188H240V190H241ZM36 190H37V188H36ZM56 190H58V189L56 188ZM59 190H60V189H59ZM67 190H68V189H67ZM187 190H188V189H187ZM237 190H238V189H236V191H237ZM9 191H10V190H9ZM9 191H8V192H9ZM13 191H14V190L10 191V193L13 192ZM38 191H39V193H40V190H39V189H38ZM38 191H37V192L35 191V193H37V195H39V194H38ZM46 191H47V190H46ZM72 191H73V190H72ZM76 191H77V190H76ZM184 191H185V190H184ZM184 191H183V192H184ZM17 192H18V191H17ZM19 192H21V191H19ZM23 192H24V191H23ZM63 192H64V191H63ZM66 192H67V191H66ZM82 192H83V191H82ZM187 192H188V191H187ZM190 192H191V191H190ZM230 192H232V191H230ZM4 193H5V194H4ZM42 193H43V190H42ZM205 193H206V192H205ZM207 193H209V192H207ZM227 193L229 194V192H227ZM227 193H224V192H223V193H222L223 196H221V194H220V197H218V196H219L218 194H215V195H214V194H211V195H209V194H202V196H200V197L203 198V197L205 196V197L203 198L204 202H209L208 204L212 205V206H211L212 208H213V206L219 205L220 203H224L223 206H226L225 204H226V203H227V204L229 203L227 206H228V207L230 206L229 208H231V207H232L231 205L233 204L232 201L234 200V199H233V198H234V197H233L234 194H233V196H232V195H227ZM234 193H235V192H234ZM7 194H9V193H7ZM11 194H13V193H11ZM15 194H18V193H15ZM40 194H41V193H40ZM44 194H45V193H44ZM66 194H67V193H65V195H66ZM71 194H72V193H71ZM189 194H190V193H189ZM224 194H226V195L224 196ZM34 195H35V197H36V194H34ZM69 195H70V193H69ZM182 195H183V194H182ZM206 195H209L210 197H209V196L207 197ZM10 196H11V195H10ZM15 196H16V195H15ZM19 196H20V194H19ZM42 196H43V195H42ZM63 196H64V194H63ZM74 196H75V194H74ZM183 196H185V195H183ZM216 196H217V197H216ZM6 197H8V196H6ZM12 197H13V196H12ZM23 197H24V196H23ZM59 197H60V195H59ZM70 197H71V196H70ZM200 197H199V198H200ZM8 198H9V197H8ZM10 198H11V197H10ZM26 198L28 199V197H26ZM26 198H25V199H26ZM72 198H73V197H72ZM2 199H3V198H2ZM12 199H13V198H12ZM12 199H11V200H12ZM16 199H18L17 196H16ZM29 199H31V197H30ZM32 199H34V198H32ZM181 199H182V198H181ZM4 200H5V199H4ZM6 200H7V199H6ZM6 200H5V201H6ZM8 200H9V199H8ZM11 200H10V201H11ZM23 200H24V199H23ZM43 200H44V199H43ZM175 200H176V199H175ZM10 201H8V202H10ZM17 201H18V200H17ZM49 201H50V200H49ZM11 202H12V201H11ZM20 202H22L21 199H20ZM33 202H34V201H33ZM35 202H36V201H35ZM45 202H46V201H45ZM231 202H232V204H231ZM12 203H13V202H12ZM23 203H25V202H23ZM46 203H47V202H46ZM51 203H52V202H51ZM51 203H50V204H51ZM59 203H60V202H59ZM187 203H188V202H187ZM1 204H2V203H1ZM6 204H7V203H6ZM6 204H4V205H6ZM43 204H44V203H43ZM43 204H42V205H43ZM182 204H183V203H182ZM203 204H204V203H203ZM208 204L206 203V205H208ZM214 204H215V205H214ZM12 205H13V204H11V206H9V207H12ZM17 205H18V204H17ZM17 205H16V206H17ZM19 205H20V204H19ZM22 205H23V204H22ZM206 205L204 204V206H203L204 208L200 207L199 211L195 212V213H196V216L194 215L195 213H192L191 216H194L193 218H195V217L197 218V217H198L197 220H196V225H199L200 223L202 224V222L205 223L203 220H208V218H207L208 214L206 213V214H207V216H206V215H205V211L208 212V210H206V209H209V207L207 206V208H206V207H205ZM210 205H209V206H210ZM0 206H1V205H0ZM24 206H25V205H23V207H24ZM35 206H36V205H35ZM52 206H53V205H52ZM67 206H68V205H67ZM166 206H167V205H166ZM200 206H201V205H200ZM221 206H222V205H221ZM48 207H49V206H48ZM64 207H65V206H64ZM198 207H199V206H198ZM211 207H210V208H211ZM219 207H220V206H219ZM219 207L217 206V208H219ZM7 208H8V206H7ZM26 208H27V207H26ZM37 208H38V207H37ZM176 208H177V207H176ZM176 208H175V209H176ZM201 208H202L203 210H202ZM214 208H215V207H214ZM0 209H1V208H0ZM5 209H6V207H5ZM8 209H9V208H8ZM8 209H7V210H8ZM13 209H14V208H13ZM13 209H12V210H13ZM18 209H19V208H18ZM22 209H23V208H21L20 210H22ZM35 209H36V208H35ZM40 209H41V207H40ZM67 209H68V208H67ZM179 209H180L181 212H183V213L186 212V213H187V211H186V209H185L184 207L180 206ZM179 209H178V210H179ZM196 209H197V208H196ZM29 210H30V209H29ZM53 210H54V209H53ZM55 210H56V208H55ZM68 210H69V209H68ZM209 210H210V209H209ZM5 211H6V210H5ZM5 211H4V212H5ZM14 211H15V210H14ZM16 211H17V209H16ZM16 211H15V213H16ZM37 211H38V210H37ZM39 211H41V210H39ZM43 211H44V209H43ZM66 211H67V210H66ZM176 211H177V210H176ZM4 212H3V213H4ZM18 212H19V211H18ZM45 212H46V211H45ZM45 212H44V213H45ZM62 212H63V211H62ZM188 212H189V211H188ZM3 213H2V214H3ZM8 213H10V212H8ZM13 213H14V212H13ZM21 213L23 214V212H21ZM203 213H204V216H205L206 219H205V218L203 219V217H204V216H203ZM22 214H21V215H22ZM181 214H182V213H181ZM181 214H179V215L181 216ZM252 214H253V213H252ZM14 215H15V214H14ZM17 215H18V214L16 213V216H17ZM30 215H32V214H30ZM41 215H42V214H41ZM43 215H44V214H43ZM50 215H51V214H50ZM5 216H6V214H5ZM36 216H37V215H36ZM13 217L16 218L15 216H12L11 218H13ZM42 217H43V216H42ZM46 217H47V216H46ZM48 217H49V216H48ZM183 217H184V216H183ZM185 217H186V215H185ZM201 217H202V219H200ZM14 218H13V221H11L10 219H8V220H10V223H13V222H14L13 225H14V224H18V225H19V222H18V221L16 222V221L14 220ZM18 218L21 219L20 214H19V217H18ZM26 218H27V217H26ZM186 218H188V217H186ZM189 218H190V217H189ZM189 218H188V219H189ZM196 218H195V219H196ZM24 219H25V218H24ZM29 219H30V218H29ZM33 219H34V218H33ZM41 219H42V218H40V221H41ZM47 219H49V218H46V220H47ZM51 219H52V218H51ZM56 219H57V218H56ZM56 219H55V220H56ZM190 219H191V221L193 220L192 218H190ZM16 220H18V219H16ZM42 220H43V222H45V217H44V219H42ZM200 220H201L202 222H200ZM210 220H211V219H210ZM3 221H4V219H3ZM22 221H23V220H22ZM30 221H31V220H30ZM33 221H34V220H33ZM194 221H195V220H194ZM7 222H9V221H7ZM189 222H190V221H189ZM28 223H29V222H28ZM45 223H46V222H45ZM51 223H52V222H51ZM61 223H62V222H61ZM64 223H65V222H64ZM67 223H68V222H67ZM206 223H207V226L204 225L206 228H207V227H208L209 229H210V228H211V229H213V228H214V229H217V228H218V225H217L216 223H213V221H212V222H211V221H207ZM5 224H6V223H5ZM201 224H200V225H201ZM8 225H9V224H8ZM13 225H12V226L9 225V226H11V228H12ZM18 225H17V226H18ZM22 225H23V224H22ZM24 225H25V224H24ZM30 225L32 226L31 223H30ZM166 225H167V224H166ZM190 225H192V223H191ZM3 226H4V225H3ZM3 226H1L2 228H0V230H1L0 233H1V234H2V232H5V233H3L2 236H1V234H0L1 239H4L6 236H7V237H10V235H11L10 232L13 233V230H12V229H14V228L17 227L16 225H14V227H13L12 229H7V230H9V231H2L3 228L6 229V227H5V226L3 227ZM50 226H52V225H50ZM194 226H195V225L193 224V227H194ZM202 226H203V225H202ZM246 226H247V225H246ZM21 227H23V226H21ZM53 227H54V226H53ZM53 227H52V228H53ZM196 227H197V226H196ZM19 228H20V227H19ZM41 228H42V227H41ZM56 228H57V227H55V229H56ZM248 228H249V227H248ZM22 229H23V228H21V230H22ZM39 230H40V229H39ZM186 230H187V229H186ZM148 231H149V230H148ZM6 232H9V233L7 234ZM16 232H17V231H16ZM33 232H34V231H33ZM46 232H48V231H46ZM185 232H186V231H185ZM187 232H188V231H187ZM187 232H186V233H187ZM30 233H31V232H30ZM183 233H184V232H183ZM183 233H181V234H183ZM4 234H6V235L4 236ZM14 234H15V233H14ZM20 234H21V233H20ZM41 234H42V233H41ZM177 234H178V233H177ZM22 235H23V234H22ZM46 235H47V234H46ZM178 235H180V233H179ZM184 235H186V234L184 233ZM11 236H12V238H13V234H12ZM26 236H27V235H26ZM26 236H25V237H26ZM35 236H37V235L35 234ZM40 236H41V235H40ZM43 236H44V235H43ZM222 236H223V235H222ZM29 237H33V236H32V235H29ZM29 237H28V238H29ZM149 237H150V236H149ZM158 237H159V236H158ZM181 237L183 238V235H181L180 238H181ZM26 238H27V237H26ZM28 238H27V239H28ZM37 238H39V237H37ZM43 238H44V237H43ZM146 238H147V237H146ZM178 238H179V236H178ZM45 239H46V238H45ZM124 239H125V238H124ZM133 239H134V238H133ZM137 239H139V238L137 237ZM153 239H154V238H153ZM153 239L150 238L149 240H153ZM218 239H219V238H218ZM5 240H6V239H5ZM20 240H21V239H20ZM35 240H36V239H35ZM131 240H132V239H131ZM131 240H130V241H131ZM146 240H147V239H146ZM155 240H157V238H156ZM159 240H160V239H159ZM175 240H176V239H175ZM6 241H8V240H6ZM24 241H25V240H24ZM24 241H23V242H24ZM32 241H33V239H32ZM39 241L42 242V240H39ZM130 241H128V242H130ZM141 241H144V240L141 239ZM147 241H148V240H147ZM1 242H2V241L0 240V243H1ZM120 242L122 243V245L120 244ZM120 242H119L120 245H119V244H118V245L121 246V247H122V246L124 247V245H123L124 241H123V242L120 241ZM149 242H150V241H149ZM154 242H155V241H154ZM157 242H158V240H157ZM160 242H161V243H160ZM160 242H158V243H156V244L158 245V244L160 243V244L162 245V246L160 245L161 248H162L166 243L163 244L162 241H160ZM262 242L264 243V241H262ZM11 243H12V242H11ZM125 243H126V241H125ZM125 243H124V244H125ZM132 243H133V242H132ZM170 243H171V242H170ZM213 243H215V242H213ZM216 243H217V242H216ZM30 244H31V243H30ZM139 244H140V242L138 243L137 246H139ZM171 244H172V243H171ZM258 244H259V242H258ZM28 245H29V244H28ZM32 245H33V243H32ZM125 245H126L125 248H123V247H122V248H121V247H120V248H119V247H116V250H117L118 248H119V249H118V251L115 250V252L119 253V255H118L117 253H114V252L111 253V252H110L111 254H114L113 257H111V256L109 255V253H108V256H110V257H107V255H106L105 257H106L107 259H105V260L103 259V262H102V263H104V261H105L104 264H108V263H109V264H113V263H114V262H113V259H115V260H114V261H115V264H119V263H121V261H123L124 264H126L127 262H128V264H129V263L132 264L131 261H132V260L134 261V259H132L133 257L135 258V262H136V257H137V256H138V257H139V256H144V255H147L148 252H150V251H149V250H150L149 247H148L149 249L146 248L147 246H145V248H142V247H141V246L145 245V243H144L143 245L140 244L141 246H139V248H137V247H136V244H135V247H136L137 249H135L134 246L130 245V248H129V249L131 250V252L127 251V249H128V248H127V243H126ZM150 245H151V243H150ZM152 245L155 246L154 244H152ZM167 245H168V243L166 244V246L163 247V248H165L164 251H162L161 248H159V249L161 250V253H162V254H163V252L168 251V249H169L168 247H170V246H169V245L167 246ZM174 245H175V244L173 243L172 246L174 247ZM214 245H215V244H214ZM246 245H247V244H246ZM261 245H262V244H261ZM36 246H37V245H36ZM131 246H132V249L134 248L133 251H132V249H131ZM172 246H171V247H172ZM262 246H264V245H262ZM32 247H33V246H32ZM37 247H38V246H37ZM171 247H170V248H171ZM252 247H253V246H252ZM259 247H260V246H257L256 249H253V250H252L253 252H251V254L254 253V252L260 254V253H261V252H260V249H257V248H259ZM16 248H17V247H16ZM34 248H35V247H34ZM39 248H40V247H39ZM152 248H153V247H152ZM156 248H157V247H156ZM215 248H216V247H215ZM253 248H254V247H253ZM261 248L264 250V247H261ZM20 249H21V248H20ZM25 249H26V248H25ZM29 249H30V248H29ZM37 249H38V248H37ZM42 249H43V248H42ZM109 249H110V248H109ZM125 249H126V251H127V254L124 253V252H125ZM129 249H128V250H129ZM200 249H201V248H200ZM251 249H252V248H251ZM251 249H250V250H251ZM262 249H261V250H262ZM15 250H16V249H15ZM32 250H33V249H32ZM39 250H40V249H39ZM113 250H114V249H113ZM250 250H249V251H250ZM257 250H258V252H257ZM36 251H37V250H36ZM36 251H35V252H36ZM42 251H43V250H42ZM19 252H20V251H19ZM21 252H22V251H21ZM21 252H20V253H21ZM259 252H260V253H259ZM36 253H37V252H36ZM133 253H134V254H133ZM244 253H245V252H244ZM248 253H249V252H248ZM2 254H3V253H2ZM12 254H14V253H12ZM15 254H16V253H15ZM18 254H19V253H18ZM38 254H39V253H38ZM128 254H129V257H127L128 260L130 259V254H131V259H132V260L126 261L124 255H127V256H128ZM184 254H185V253H183V256H182V257H181V255H180V257L183 258V259L185 260L186 257H187V255H184ZM251 254H250V256H251ZM258 254H256V255L252 254V255H253V256H257V257H255V259L258 258L257 260H259ZM26 256H27V255H26ZM26 256H25V258H26ZM42 256H43V255H42ZM115 256H118V257H117L118 261H116ZM119 256H120V257H119ZM122 256H124V258H123ZM132 256H133V257H132ZM148 256H149V255H148ZM162 256H163V255H162ZM259 256H260V255H259ZM10 257H11V259H12V256H10ZM13 257H14V256H13ZM15 257H16V255H15ZM121 257H122L123 259H121ZM180 257H179V258H180ZM32 258H33V257H32ZM127 258H126V259H127ZM140 258H141V257H140ZM146 258H147V257H146ZM146 258H144V259H146ZM181 258H180V259H181ZM252 258H253V257H252ZM252 258H251V259H252ZM1 259H2V257H1ZM7 259H9V257L6 258V260H7ZM13 259H14V258H13ZM16 259H17V258H16ZM18 259H19V257H18ZM20 259H21V258H20ZM30 259H31V258H30ZM30 259H29V260H30ZM80 259H81V258H80ZM142 259H143V257H142ZM187 259H188V258H187ZM2 260H4V259H2ZM9 260H10V259H9ZM29 260H27V261H29ZM85 260H86V259H85ZM139 260H140V259H139ZM178 260H179V259H178ZM184 260H179V261H183V262H184ZM220 260H221V259H220ZM222 260H223L224 262H225V261L227 262V260H224V259H222ZM253 260H254V259H253ZM4 261H5V260H4ZM10 261H11V260H10ZM75 261H76V260H75ZM137 261H138V260H137ZM179 261H178V262H179ZM186 261H189V260H186ZM223 261H222V262L219 261L220 264H222ZM6 262H8V260H7ZM6 262H5V263H6ZM11 262H12V261H11ZM236 262H237V261H235V263H236ZM238 262H239V263H236V264H240V262L245 263V261H242L241 259H240V261H238ZM251 262H252V261H251ZM251 262H250V263H251ZM0 263L2 264V261H0ZM3 263H4V262H3ZM98 263H99V262H98ZM256 263H257V262H256ZM10 264H11V263H10ZM16 264H17V262H16ZM25 264H27V263H25ZM29 264H30V263H29ZM70 264H71V263H70ZM72 264H74V262H73ZM75 264H80V263H76V262H75ZM121 264H122V263H121ZM133 264H136V263H133ZM252 264H253V262H252Z\"/></svg>",
    "mask_w": 264,
    "mask_h": 264
}]
</instances>
